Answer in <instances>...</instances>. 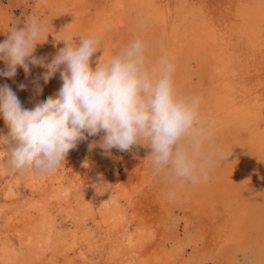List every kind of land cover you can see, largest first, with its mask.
Here are the masks:
<instances>
[{"label":"bare ground","instance_id":"obj_1","mask_svg":"<svg viewBox=\"0 0 264 264\" xmlns=\"http://www.w3.org/2000/svg\"><path fill=\"white\" fill-rule=\"evenodd\" d=\"M44 2L50 33L34 56L50 62L64 46L55 40L59 32L74 41L97 34L102 49L92 57L95 66L98 57L142 36L153 61L162 49L175 58V82L182 80L183 94L200 96L201 107L210 108L213 142L228 157L208 182L176 184L169 199V191L149 189L146 159L138 152L90 147L103 132L80 141L59 169L44 175L9 174L0 149V264H228L233 249L251 264H264V140L258 132L264 129V0ZM226 61L249 71L233 93L224 91L220 75ZM29 67L23 81L0 75V86L7 84L26 109L62 84L59 72L45 83L46 68ZM33 75L36 87L29 86ZM8 131L0 117V135Z\"/></svg>","mask_w":264,"mask_h":264},{"label":"clouds","instance_id":"obj_2","mask_svg":"<svg viewBox=\"0 0 264 264\" xmlns=\"http://www.w3.org/2000/svg\"><path fill=\"white\" fill-rule=\"evenodd\" d=\"M7 30L0 42V61L6 65L0 75L14 77L18 67L29 73L31 64L46 68L45 83L57 72L62 81L54 96L32 109L24 108L7 84L0 86V117L9 129L6 136L0 135V149L9 174L52 173L80 141L101 132L100 141L90 147L98 143L108 153L146 146L154 174L172 185L206 183L228 157L213 142L201 113V97L178 90L175 58L167 50L153 61L148 44L137 35L115 54L98 57L93 66V55L102 49L100 36L81 34L74 41L59 32L55 40L64 46L46 63L33 55L50 33L46 20L31 13L24 27ZM167 195L173 199L176 192Z\"/></svg>","mask_w":264,"mask_h":264},{"label":"rangeland","instance_id":"obj_3","mask_svg":"<svg viewBox=\"0 0 264 264\" xmlns=\"http://www.w3.org/2000/svg\"><path fill=\"white\" fill-rule=\"evenodd\" d=\"M44 1L45 0H0V4H1L0 5V13L3 15V17H2L3 20L2 21H4V22L6 21L8 23V27L16 26L17 28L18 27L22 28V27H24V25H22V23H24L26 17L28 15H30L31 13H35L37 16H39V17L43 18L44 20L48 21L47 22V25H48L52 21V16L45 12L46 10H45V2ZM208 13L211 14L212 17H214V15H215L213 9H211ZM18 25H20V26H18ZM3 40L4 39L0 35V42H3ZM191 66H195V64H193ZM18 68H20V69H18ZM18 68H17L18 72L16 73V77L15 78L17 80L20 79L19 81H23V80H25L26 73H25V71H23L24 69L22 67H18ZM219 68H221L219 70L223 69L222 72L220 73V75H222L221 77L224 80L222 83L225 84L224 85V91L226 93H233L231 90L234 89V85L240 79L245 78L247 75H249L248 74L249 71L246 68H244L241 65L240 62H238L235 65V64H233V63H231L229 61L228 62L226 61V62H224V64L221 63ZM5 69H6L5 63L3 61H0V70H5ZM215 69L218 70V68H215ZM31 70H33V68L30 67V71ZM228 73H230V74H228ZM6 78H9V77H6ZM32 79H33L34 82L30 81L29 86L32 85L33 87H36L38 85V83H36V81H35V80H37V75H33ZM180 81L181 82L178 83L179 85L177 83L176 84L179 87V88L177 87L178 90H180V92H182L183 91L182 88H181L182 80H180ZM182 94H183V92H182ZM201 108L204 109V111H203V109H201L202 110L201 113L206 111L205 113L202 114V116L204 118V116L207 115L204 118L206 120L205 122H206L207 126L209 125L208 127L211 128V126H212V128L214 127L213 129H216L215 125L209 119V118H211V110H210V108H204V107H201ZM207 109H208V111H207ZM262 122L263 121L261 120V123ZM211 124H213V125H211ZM211 132H214V131L211 130ZM246 132H248V130H246ZM258 132L260 133V140H264V129H261ZM213 135H214V133H212V139H213ZM150 151H151V149L146 147V146L135 145L130 150H128L127 152H122V151L121 152L125 156H129L130 154H133L134 152H138V155L140 156V158H142L143 160L146 159V164H145L146 167L145 168H146L147 180H150L149 181L150 182L149 183V189L153 193H156V192H159V191H162V190H166L168 192V191L172 190L173 187L177 186L178 184L177 185H172V184H170V182L168 181V179L166 177H164L162 175L154 174L153 169H152V165H151V161L149 159H147V156L149 155ZM175 219H176L177 222L179 221V217L178 216H176ZM182 227H183V225L180 226L181 230L183 229ZM235 251H236V249L235 250L233 249V250L230 251L231 254L230 255L228 254L230 256V259H229L230 263H228V264H238L237 261H239V264H245V260H247L249 262L250 261L252 262V260L249 259L250 257H248L247 255L244 256V254H243L244 251L243 252L241 250H237L236 252ZM233 256L236 257V258H232ZM251 262H250V264H251ZM208 264H210V263H208Z\"/></svg>","mask_w":264,"mask_h":264}]
</instances>
